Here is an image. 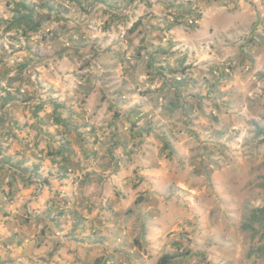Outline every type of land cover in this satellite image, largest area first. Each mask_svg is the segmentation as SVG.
Instances as JSON below:
<instances>
[{
	"label": "rangeland",
	"instance_id": "374dc122",
	"mask_svg": "<svg viewBox=\"0 0 264 264\" xmlns=\"http://www.w3.org/2000/svg\"><path fill=\"white\" fill-rule=\"evenodd\" d=\"M261 209L264 0H0V264H264Z\"/></svg>",
	"mask_w": 264,
	"mask_h": 264
},
{
	"label": "crops",
	"instance_id": "0c3cea01",
	"mask_svg": "<svg viewBox=\"0 0 264 264\" xmlns=\"http://www.w3.org/2000/svg\"><path fill=\"white\" fill-rule=\"evenodd\" d=\"M78 174H80L79 173V171H76ZM121 173V172H120ZM116 177L118 176V175H115ZM120 176V175H119ZM55 181H57V180H55ZM48 182V181H47ZM66 182H68L67 180H66ZM119 182V181H118ZM50 183V182H49ZM56 184H58V187H62L61 185H59V183H56ZM49 185V184H48ZM50 187V186H49ZM63 187H65V189L66 188H73V187H71L70 186V184H69V182H68V184L67 185H64ZM65 189H64V191H65ZM69 190V189H68ZM69 193L71 194V195H73V199L75 200L76 199V197H78V195L77 194H80L79 192H71V191H69ZM68 193V194H69ZM46 194H48V189L46 188L45 190H44V192H43V195L44 196H46ZM118 214V213H117ZM90 217L92 218L93 217V215H90ZM157 218H156V221H154V222H156L155 223V226L154 227H156L158 230H160V232L161 233H159V235H156V238L157 237H159V236H162V232H163V230H164V228L162 227L163 226V222H162V214H158L157 216H156ZM160 217V218H159ZM171 223H173V222H171ZM168 225V223H166V226ZM118 226H120V227H118V230H122L123 229V227H121V225H120V222L118 223Z\"/></svg>",
	"mask_w": 264,
	"mask_h": 264
},
{
	"label": "trees",
	"instance_id": "16d2710c",
	"mask_svg": "<svg viewBox=\"0 0 264 264\" xmlns=\"http://www.w3.org/2000/svg\"><path fill=\"white\" fill-rule=\"evenodd\" d=\"M19 6H22V8H24L25 5L19 4ZM25 19H26V23H27L31 28H33V30H34V29H37V28L41 25V23H42V21H43V18H41L40 16H39V19H38V20H34V19H32V15H31V14H28V15L25 17ZM261 211L263 212L264 209H261ZM169 257H170L169 255H165V256H163L162 258H160V259L157 261L156 264H164V261H165V260L168 261V260H169Z\"/></svg>",
	"mask_w": 264,
	"mask_h": 264
},
{
	"label": "built area",
	"instance_id": "2783aa9c",
	"mask_svg": "<svg viewBox=\"0 0 264 264\" xmlns=\"http://www.w3.org/2000/svg\"><path fill=\"white\" fill-rule=\"evenodd\" d=\"M36 181H37V184L40 185V187H41L42 186V184H41L42 181L39 178H37Z\"/></svg>",
	"mask_w": 264,
	"mask_h": 264
}]
</instances>
